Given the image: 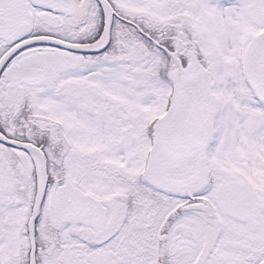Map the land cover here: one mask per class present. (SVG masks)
Here are the masks:
<instances>
[{
  "label": "snow or ice",
  "instance_id": "6c2138e0",
  "mask_svg": "<svg viewBox=\"0 0 264 264\" xmlns=\"http://www.w3.org/2000/svg\"><path fill=\"white\" fill-rule=\"evenodd\" d=\"M0 264H264V0H0Z\"/></svg>",
  "mask_w": 264,
  "mask_h": 264
}]
</instances>
